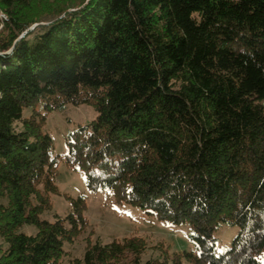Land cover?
Here are the masks:
<instances>
[{"label":"trees","instance_id":"obj_1","mask_svg":"<svg viewBox=\"0 0 264 264\" xmlns=\"http://www.w3.org/2000/svg\"><path fill=\"white\" fill-rule=\"evenodd\" d=\"M0 11V264H262L264 0H0ZM83 104L95 119L54 154L46 115ZM61 163L88 191L187 226L192 247L142 260L141 238L95 237L68 257L89 223L84 195L42 216Z\"/></svg>","mask_w":264,"mask_h":264},{"label":"rangeland","instance_id":"obj_2","mask_svg":"<svg viewBox=\"0 0 264 264\" xmlns=\"http://www.w3.org/2000/svg\"><path fill=\"white\" fill-rule=\"evenodd\" d=\"M5 17V14L0 11V20ZM29 115L30 111L25 110L24 116ZM95 117L96 112L93 108L85 104L68 105L62 111L47 114L43 130L53 140V153L64 155L67 152L65 135L77 125L87 124ZM55 183L57 193L50 195L51 212H45L42 215L47 219L52 218V213L65 214L69 210L71 198L75 199L79 195L85 196L84 215L89 224L72 242L65 243L64 248L68 251V257L80 256L87 240L92 242L95 237L102 243L123 237L141 238L145 245L141 255L142 260L161 258V256L170 258L174 252L188 250L192 247L187 226H173L167 222L158 221L137 208L116 202L111 191H88L85 175L81 170L61 163L57 168ZM21 230L27 233L35 231L34 227L29 225H24ZM90 230L92 232H89ZM236 231L235 227L222 229L218 237V245H228ZM261 261L264 264V251Z\"/></svg>","mask_w":264,"mask_h":264}]
</instances>
